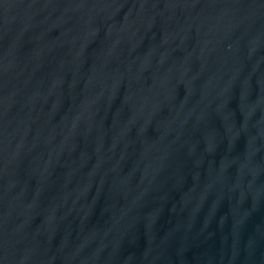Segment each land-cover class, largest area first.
<instances>
[{
    "label": "water",
    "instance_id": "obj_1",
    "mask_svg": "<svg viewBox=\"0 0 264 264\" xmlns=\"http://www.w3.org/2000/svg\"><path fill=\"white\" fill-rule=\"evenodd\" d=\"M0 264H264V0H0Z\"/></svg>",
    "mask_w": 264,
    "mask_h": 264
}]
</instances>
